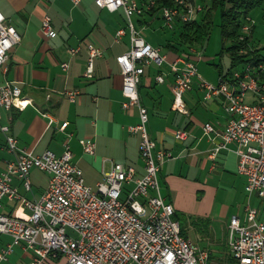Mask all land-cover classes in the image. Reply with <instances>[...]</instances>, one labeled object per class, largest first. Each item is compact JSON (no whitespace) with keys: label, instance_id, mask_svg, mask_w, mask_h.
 I'll use <instances>...</instances> for the list:
<instances>
[{"label":"built area","instance_id":"built-area-1","mask_svg":"<svg viewBox=\"0 0 264 264\" xmlns=\"http://www.w3.org/2000/svg\"><path fill=\"white\" fill-rule=\"evenodd\" d=\"M74 6L83 0H69ZM170 5L158 8L157 0H95L100 9L109 12L123 11L127 19L131 48L117 57L122 75V109L139 112V123L128 127L131 134L139 136V154L144 164V174L124 161H110L111 169L103 174L96 189L87 186L82 170L74 162L68 144L61 155L46 150L40 155L21 148L2 125L3 111L16 108L24 110L28 103L22 97L21 88L14 82L0 85V130L5 135V150L12 156L0 168V201L21 202L27 214L18 218L0 213V234L9 236L12 242L0 252V262L7 261L15 248L21 247L33 254L30 264H43L48 258L63 259L64 264H264V220L246 207L243 218L234 216L228 225L229 254L217 260L210 252L195 246L181 233L175 219V208L160 194L159 173L164 162L172 154L157 148L149 130V112L142 105L139 86L145 69L151 65L161 68L167 55L149 44L135 27L133 18L159 17L167 30H175L178 24H191L204 13L205 6L196 0H169ZM157 9L156 12L154 10ZM253 21L247 17L242 27L241 40L251 31ZM41 33L52 38L54 30L49 16L42 21ZM126 29H120L115 42L120 43ZM21 35L8 23L0 11V68L9 59L10 52L21 43ZM89 54L85 76L92 77L96 58L104 52L93 43L87 44ZM79 48L69 49L75 56ZM68 63L62 68L67 71ZM259 69L264 70V64ZM252 63L242 70L233 71L231 80L221 79L215 84L207 81L197 65L178 56L170 65L174 76L172 108L181 114H189L184 94L194 80L206 91V99L222 97L223 107L230 115L222 133V142L215 147L212 156L222 150L233 151L238 156V173L246 178L245 190L249 196L264 200V82L256 77ZM163 84V73L156 77ZM252 94L256 101L246 102ZM68 99L75 103L79 93L66 91ZM68 123L61 126L65 130ZM204 134L215 132L207 123ZM188 133L179 130L176 140L184 141ZM85 154L95 155L96 144L81 140ZM38 169L49 177L46 191L37 199H27L12 185L13 177L22 181L31 191L30 173Z\"/></svg>","mask_w":264,"mask_h":264},{"label":"crops","instance_id":"crops-1","mask_svg":"<svg viewBox=\"0 0 264 264\" xmlns=\"http://www.w3.org/2000/svg\"><path fill=\"white\" fill-rule=\"evenodd\" d=\"M137 1L142 5L145 0ZM69 3L68 0H0V11L22 38L21 43L10 52L6 65L0 68V85L5 81L14 82L21 88L22 97L29 102L24 110L12 108L3 111L1 123L9 127L10 134L18 140L21 148L34 151L36 155L46 150L61 155L66 144L70 149L82 148L80 141L87 140L96 144L95 155L90 156L102 159L101 178L110 171V161L114 160L124 161L136 170L138 176H142L144 164L139 154V136L128 131L129 126L139 123V112L136 108L129 113L122 109L125 98L117 63V57L131 48L126 16L123 11L112 13L100 9L95 0L87 2V8L74 7ZM46 16L52 20L55 32L52 38H44L41 33L42 21ZM133 22L142 37L168 57L161 68L154 65L147 67L139 86L141 103L149 112V133L158 149L172 154V158L161 166L160 194L174 206L183 236L216 259V241L220 238L227 242L228 247L231 218H243L246 207L250 206L258 219L263 221L258 205L264 200L247 194L246 178L238 173L239 160L233 151L222 150L212 156L215 147L222 142V133L230 118L223 107L222 97L206 99V91L195 79L183 97L189 114H181L172 108L174 76L170 72V65L178 56H183L195 63L202 74L198 63L207 61L206 56L198 46L190 48L188 54L181 51L179 24L172 36L163 42L154 36V33L167 30L160 16H135ZM250 26L248 36L251 37L256 26L254 22ZM120 29H126V35L120 43H116L115 36ZM147 30L151 32L147 33ZM89 43L104 52L102 58L95 59L91 78L85 76ZM252 47L260 50L264 56V47ZM71 48H79L80 53L72 56L69 54ZM222 57L219 63L212 65L218 72L215 84L227 77L231 68L229 55L226 66L222 63ZM63 63H68L67 71L63 70ZM243 66L235 70H242ZM161 73L165 75L163 84L156 82V77ZM262 76L264 71L260 81H263ZM71 90L79 93L75 103L65 95L66 91ZM254 101V95H247L246 102ZM64 123L68 125L62 130ZM207 123L215 127L214 133L204 134L203 128ZM179 130L188 133L186 140H176L175 133ZM5 144V135L0 130L1 169L5 168L7 160L12 159L5 150ZM77 160L80 161V157ZM77 160L74 157L78 166ZM107 164L109 170H106ZM34 170L37 169L31 171L30 177ZM48 179L47 175L44 186L31 181V191H27L17 177H13L12 185L24 197L32 200L46 191ZM0 213L21 218L27 211L21 202L2 200ZM201 231L204 237L199 235ZM6 237L9 240L1 245L0 252L12 242L9 236ZM201 241L207 242V245L200 247ZM32 260L30 251L17 247L8 260L0 264H30ZM43 264H64V260L48 257Z\"/></svg>","mask_w":264,"mask_h":264},{"label":"trees","instance_id":"trees-1","mask_svg":"<svg viewBox=\"0 0 264 264\" xmlns=\"http://www.w3.org/2000/svg\"><path fill=\"white\" fill-rule=\"evenodd\" d=\"M205 6V11L199 19L191 24H179L181 36V50L188 54L190 48L202 44L209 36L210 25L213 23L214 13L220 12V29L222 37V49L220 57L228 54L231 59V68L227 77L230 79L236 68L248 63L255 67L256 77L260 80L264 70L259 69L260 64H264V56L260 50L252 49L250 46V36L246 35L241 40L242 27L249 17L250 12L264 5V0H198ZM158 8L170 5L169 0H157ZM209 4V5H208ZM157 9L154 10L156 12ZM145 18V17H144ZM201 20V22H200ZM227 43V44H226ZM229 43V46H228ZM177 51V50H176ZM263 77V76H262ZM264 81V77H263ZM262 81V82H263ZM175 219L177 215L175 213ZM183 235V232H181Z\"/></svg>","mask_w":264,"mask_h":264},{"label":"rangeland","instance_id":"rangeland-1","mask_svg":"<svg viewBox=\"0 0 264 264\" xmlns=\"http://www.w3.org/2000/svg\"><path fill=\"white\" fill-rule=\"evenodd\" d=\"M69 1V0H68ZM70 2V1H69ZM90 3L91 0H85L84 3L80 6L87 8L88 6L86 3ZM82 3V2H81ZM80 3V4H81ZM71 6H74L71 2L69 3ZM209 5V4H208ZM78 6V5H77ZM74 6V7H77ZM78 6V7H80ZM263 9L264 7H258L249 14V19L252 18V21L255 23V32H251V37H250V46L253 49L252 45H255V47H264V15H263ZM220 12L219 13H214L213 17V23L210 25V30H209V36L205 38V40L202 42V44L198 45V48L200 51L206 56L208 59L207 61H200L198 63L202 76L209 82L216 83L217 78H218V72L217 70L212 66L214 63H219L220 61V56L219 53L221 52L222 49V37H221V29H220ZM201 22V20H200ZM127 25V21H126ZM150 33V30H147ZM174 31L171 30H165V32H157L154 33L155 37H159L161 41L164 42L166 38L169 36H172ZM250 35V33L248 34ZM260 43V45H259ZM17 47V46H16ZM15 47V48H16ZM222 63L224 66L229 64V57L228 55L225 54L222 58ZM72 153L74 154V157L77 160V157H80V161H78V167L82 169L83 171V178L86 180V185H92L91 187L95 190L96 186L95 183L98 181H102L103 176L101 178V167H102V159L98 158L95 159L94 156L86 155L83 153L82 148H71ZM111 158L110 160H112ZM114 160V159H113ZM116 161V160H114ZM75 162V161H74ZM106 170H109V164L106 166ZM31 181L33 183H41L42 186L46 184L47 181V175L40 170H34L31 175ZM37 191V189H36ZM38 192V191H37ZM258 207H261V212H262V217L264 218V201H260V204ZM186 220V219H185ZM187 222V221H186ZM201 228H199V231ZM199 235H203V232H199ZM204 237V235H203ZM9 240L6 235H0V247L1 245L5 244ZM214 242V241H213ZM217 243L215 245L216 247V259L223 261V259L227 258V255L229 254V248L227 247V242L224 240L218 239L216 241ZM207 245V242L201 241L199 244L200 247H205Z\"/></svg>","mask_w":264,"mask_h":264},{"label":"bare ground","instance_id":"bare-ground-1","mask_svg":"<svg viewBox=\"0 0 264 264\" xmlns=\"http://www.w3.org/2000/svg\"><path fill=\"white\" fill-rule=\"evenodd\" d=\"M1 235V234H0Z\"/></svg>","mask_w":264,"mask_h":264}]
</instances>
